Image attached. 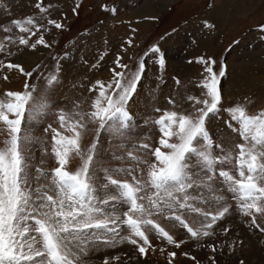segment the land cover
Listing matches in <instances>:
<instances>
[{"label": "rangeland", "instance_id": "rangeland-1", "mask_svg": "<svg viewBox=\"0 0 264 264\" xmlns=\"http://www.w3.org/2000/svg\"><path fill=\"white\" fill-rule=\"evenodd\" d=\"M36 3L37 0H0V28L10 26L13 19L37 15ZM43 5H51L50 11L43 15L57 20L62 27L47 26V31L41 30L30 40L35 42L43 34L47 47L9 45L12 55L0 54L5 65L19 64L25 72L33 73L26 77L19 69L0 68V98L6 91L22 90L26 82L36 84L35 94L39 95L45 77L58 69V81L49 93L57 109L87 112L99 93L96 81L107 85L114 77L113 69L121 71L117 57L120 64L128 66L123 70L126 73L134 71L143 59L145 72L126 106L135 121L134 130L119 138L110 136L105 129L98 137L97 158L103 161V167L134 170L131 175L113 173V178H141V172L135 169L146 171L145 165L133 157L149 162L154 159L151 151L159 146L158 126L154 121L165 110H189L191 102L187 101V95L200 97L199 85L207 73L198 57L215 61L210 65L215 72L223 68L224 75L219 78L223 107L241 103L247 105L249 114L264 110V29L261 28L264 0H43ZM205 21L214 27L206 28ZM41 22L46 25V19ZM11 34L15 37L21 33L13 28ZM5 35L0 31V41ZM153 45L164 54L163 69L158 64V54L144 56ZM55 111L49 112L39 125L27 123L32 134L42 140L30 146L31 163L42 170L57 166L51 152L52 133L44 130L47 125L61 130ZM228 119L221 112L206 126L215 133V142L232 148L242 140L224 123ZM98 129V123L87 124L80 141L82 152L97 139ZM63 131L70 134L66 129ZM5 138L6 134L0 132V141ZM143 144H148L149 149L141 148ZM129 152L132 157L128 156ZM79 163V157L70 154L68 170H74ZM224 167L238 175L230 165ZM40 183L47 180L41 179ZM216 187L221 190L215 195L224 196L229 212L212 225L210 236L191 237L178 221L165 213L155 217L156 223L176 243L169 244L155 229L147 228L150 244L145 253H139L138 246L128 240H120L114 247L100 245L98 250H90L83 257L84 264H104L106 257L108 264H264V232L252 226V217L240 211L223 185L217 183ZM190 194L199 195L196 191ZM212 195L204 192L202 200L190 201L192 208L178 210L177 214L194 228L210 223L202 213L215 214L223 207V202H216ZM196 207L201 212H195ZM254 214L256 223L264 227V214ZM130 235L126 228L120 232L123 237Z\"/></svg>", "mask_w": 264, "mask_h": 264}, {"label": "snow or ice", "instance_id": "snow-or-ice-1", "mask_svg": "<svg viewBox=\"0 0 264 264\" xmlns=\"http://www.w3.org/2000/svg\"><path fill=\"white\" fill-rule=\"evenodd\" d=\"M35 7L37 15L13 19L10 26L0 28L6 34L0 41V54L10 57L9 45L33 49L37 45L48 46L43 34L35 42L30 40L41 30L47 31V26L59 29L62 24L43 15L50 11L51 5L45 7L43 0H37ZM44 19L46 25L41 22ZM204 26L214 27L207 21ZM13 28L21 34L14 37ZM150 53L158 54V64L163 69L165 59L160 48L153 45L144 56ZM197 59L207 73L199 85L200 97L186 96L191 102L187 111L165 110L159 115L154 121L159 131V146L151 151L154 159L149 162L133 157L145 165L146 171L135 169L141 172V178L131 176L130 180L113 178V173L131 175L134 171L131 168L103 167V161L97 158L98 137L105 129L110 136L119 138L134 130L135 121L126 106L145 72L143 59L134 71L126 73L123 70L128 66L120 64L117 57L121 71L113 69L114 77L107 85L96 81L99 93L87 112L57 109L49 93L58 81V69L45 77L39 95L35 94L37 85L27 82L22 90L6 91L0 98V132L6 134L0 141V264H84L83 257L90 250H98L100 245L114 247L120 240L137 245L143 254L150 244L147 228L155 229L169 244L176 243L156 223L155 217L165 213L178 221L191 237H208L212 225L229 212L224 196L215 195L221 190L217 183L231 194L241 212L252 217V226L264 232L254 214H264V110L249 114L247 105L241 103L223 107L219 79L224 75L223 68L215 72L210 65L216 62L211 58ZM3 67L19 69L26 77L33 74L25 72L19 64L5 65L0 60V68ZM53 109L61 130L52 129L51 125L44 130L52 133L51 152L57 166L42 170L31 163L30 148L42 140L32 134L27 123L39 125ZM221 112L229 117L224 123L242 140L232 148L215 142V133L206 126ZM90 122L99 124L97 139L82 152L80 141ZM64 129L70 134H64ZM140 147L149 149L148 144ZM217 151L221 154L217 155ZM73 153L80 163L74 170H68ZM128 156L132 157V153ZM225 165H230L238 175L225 170ZM41 179L47 183H40ZM190 191L199 195L193 196ZM204 192L213 194L212 199L223 202V207L215 214L203 212L210 223L194 228L177 211L192 208L189 202L202 200ZM193 210L201 212L199 207ZM123 228L131 235L120 236ZM104 264H108L107 257Z\"/></svg>", "mask_w": 264, "mask_h": 264}, {"label": "bare ground", "instance_id": "bare-ground-1", "mask_svg": "<svg viewBox=\"0 0 264 264\" xmlns=\"http://www.w3.org/2000/svg\"><path fill=\"white\" fill-rule=\"evenodd\" d=\"M147 10V9H146ZM151 12V11H150Z\"/></svg>", "mask_w": 264, "mask_h": 264}]
</instances>
